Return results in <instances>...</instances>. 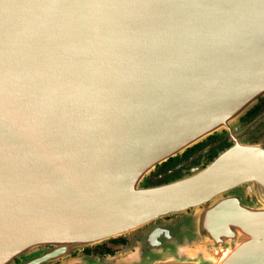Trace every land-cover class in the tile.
Wrapping results in <instances>:
<instances>
[{"label":"water","instance_id":"1","mask_svg":"<svg viewBox=\"0 0 264 264\" xmlns=\"http://www.w3.org/2000/svg\"><path fill=\"white\" fill-rule=\"evenodd\" d=\"M260 98L264 0H0V264H264ZM222 131L215 163L145 184ZM245 181L260 206L221 197Z\"/></svg>","mask_w":264,"mask_h":264},{"label":"flooded vegetation","instance_id":"2","mask_svg":"<svg viewBox=\"0 0 264 264\" xmlns=\"http://www.w3.org/2000/svg\"><path fill=\"white\" fill-rule=\"evenodd\" d=\"M264 109V98H260L258 103L246 112L241 118V123L249 124L253 121L259 113ZM244 143H239L241 145H259L264 147V123L262 127H258L256 131L249 133L248 138L243 140ZM233 142L227 137L225 131L222 133H214L203 140L195 143L184 152L171 156L167 160L158 164L154 171L151 172L150 176L146 178L145 184L147 186L167 184L169 182L181 180L183 178L190 177L195 172H200L206 169L211 164L215 163L217 159L224 153H226L233 146ZM258 185L253 181H245L244 183L232 187L229 191L221 195L222 198H232L233 196H239V199L243 200L245 203L259 205L257 195L259 191ZM243 202V203H244ZM192 209H188L187 212L190 213ZM182 213L172 214L169 216H164L162 218L154 220L152 223L157 225H165L171 221H178L182 217ZM177 219V220H174ZM120 239H111V242L115 244H124ZM100 249V246L98 247ZM91 248L86 247L83 249L86 253H92ZM103 251H97L95 254L98 256H106L109 254H114L109 252L107 249L113 251V249L106 247ZM114 252V251H113ZM94 254V252H93ZM18 261V260H16Z\"/></svg>","mask_w":264,"mask_h":264},{"label":"rangeland","instance_id":"3","mask_svg":"<svg viewBox=\"0 0 264 264\" xmlns=\"http://www.w3.org/2000/svg\"><path fill=\"white\" fill-rule=\"evenodd\" d=\"M174 220H177V219H174ZM187 221L185 218H178V221H171L169 222L168 224H165L164 226H179V224H186ZM154 225V223H149L147 224L146 226H144L143 228H140L134 232H130L126 235H123V236H120V237H117L115 239H118V238H124L126 243L124 244H115L113 242H111V240H107V241H104L102 243H99V244H95V245H92V246H89L90 251L92 253H89L91 255H96L95 253L97 251H103L104 249L103 248H106V247H109L111 249H113V257L116 258V259H120L122 257H127L129 256L135 249V240L137 239L138 235L142 234V232H145L148 228H151L152 226ZM100 246V249L98 248ZM94 252V254H93ZM79 253H85L83 250ZM77 253H74V255H76ZM98 256V255H96ZM107 256H110V255H106V256H99V257H107ZM150 259H153L155 257H151L149 256ZM67 260V259H66Z\"/></svg>","mask_w":264,"mask_h":264},{"label":"trees","instance_id":"4","mask_svg":"<svg viewBox=\"0 0 264 264\" xmlns=\"http://www.w3.org/2000/svg\"><path fill=\"white\" fill-rule=\"evenodd\" d=\"M120 241H122V242H124V243H126V241H125V239L123 238V239H120ZM109 252H111V253H113V251L112 250H110V249H107ZM86 253V252H85ZM86 254H89V253H86ZM109 255H112V254H109Z\"/></svg>","mask_w":264,"mask_h":264}]
</instances>
